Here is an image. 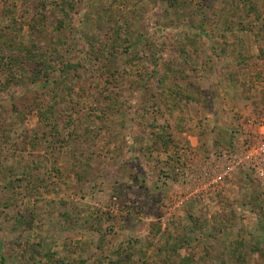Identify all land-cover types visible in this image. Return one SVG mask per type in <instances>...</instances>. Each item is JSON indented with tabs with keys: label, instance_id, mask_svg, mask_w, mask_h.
Segmentation results:
<instances>
[{
	"label": "rangeland",
	"instance_id": "obj_1",
	"mask_svg": "<svg viewBox=\"0 0 264 264\" xmlns=\"http://www.w3.org/2000/svg\"><path fill=\"white\" fill-rule=\"evenodd\" d=\"M0 264H264V0H0Z\"/></svg>",
	"mask_w": 264,
	"mask_h": 264
},
{
	"label": "trees",
	"instance_id": "obj_2",
	"mask_svg": "<svg viewBox=\"0 0 264 264\" xmlns=\"http://www.w3.org/2000/svg\"><path fill=\"white\" fill-rule=\"evenodd\" d=\"M71 67L70 65H67V68Z\"/></svg>",
	"mask_w": 264,
	"mask_h": 264
}]
</instances>
